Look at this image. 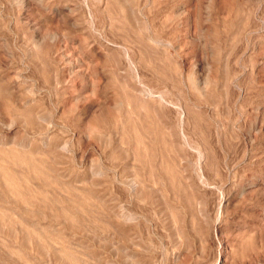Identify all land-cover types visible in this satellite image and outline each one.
<instances>
[{
    "label": "rangeland",
    "instance_id": "374dc122",
    "mask_svg": "<svg viewBox=\"0 0 264 264\" xmlns=\"http://www.w3.org/2000/svg\"><path fill=\"white\" fill-rule=\"evenodd\" d=\"M0 264H264V0H0Z\"/></svg>",
    "mask_w": 264,
    "mask_h": 264
}]
</instances>
